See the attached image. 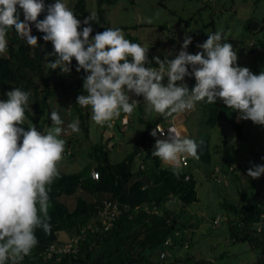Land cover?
I'll use <instances>...</instances> for the list:
<instances>
[{"label":"clouds","instance_id":"clouds-1","mask_svg":"<svg viewBox=\"0 0 264 264\" xmlns=\"http://www.w3.org/2000/svg\"><path fill=\"white\" fill-rule=\"evenodd\" d=\"M89 2V6H94L91 0ZM73 7V0H0V56L7 55V32L14 29L25 40L27 51L43 54L42 68L50 71L59 69L62 76H67L66 84L72 91L76 86L75 80L79 78L80 82L83 76L80 84L87 93L77 97L76 103L81 115L71 104L73 92L63 91L60 95L47 99L44 116L38 119V123H34L25 115V106L30 97L28 91L20 88L0 91V264H29L28 261L34 259V247L38 244L35 230L42 229L46 234L51 232L49 213L52 207L49 208L50 189L47 186L63 172L57 166L64 152L73 157L70 141L66 138L65 142L60 137L78 133L79 126H83L81 116L90 121L87 107H91L92 120L97 125L112 127L122 113L125 114V121L128 117L127 124L132 123L131 115L144 100L151 110L165 118V128L162 123H158L150 132L156 139L152 152L153 157L159 158L156 168H172L174 173L183 169L185 181L193 178L197 182L198 177L202 181L211 180L218 187L230 186V176L223 172L224 167L227 171H232L238 164L245 165L248 162L245 156L256 152L255 145L258 146L259 141H250L249 134L246 133L248 127H244L243 132L248 139L241 140L240 144L246 147L225 143L214 155L221 158L226 150H234L238 154V161L223 166V159H220L219 163L210 162L209 166L201 160L197 144V141L205 140L210 144L209 138L191 137L186 118L197 116L195 112L202 116L200 113L206 111L207 104L220 100L228 107L226 115L230 118L232 115L236 122L243 123L250 119L254 124L264 125V71L253 74L248 67L238 66L237 51L230 43L222 42L220 32L208 35L205 42L197 44L202 51L196 54L187 51L193 38L186 36L175 58L161 60L154 57L153 60L158 65L155 67L151 62L152 51L142 47V43L126 39L122 29L107 28L103 32L92 33L90 22H99L95 13L96 6L94 9L89 7L91 13L85 18L75 15L71 10ZM148 22L151 23V20ZM255 45L252 41V46ZM256 49L260 52L264 50L260 44L256 45ZM194 78L195 85L190 89L187 84ZM61 97L68 99L70 108L76 110L79 116V120L69 123L67 128L60 115L52 108L54 99ZM137 97L142 99L139 101ZM198 102L199 105L196 106ZM47 116L52 123L46 121ZM178 116L182 118L186 134L173 126V120ZM237 116L242 120H236ZM217 119V123L224 121L233 129L222 117ZM205 121L196 123V127L197 124L205 128L216 124L209 125ZM85 130L88 131L87 127ZM236 134L240 137L237 132ZM263 135L258 134L259 139ZM164 137L166 138L163 139ZM236 147L243 152L239 153ZM214 156L212 153V160ZM191 163L193 171L190 170ZM153 166L155 167V163L151 161H142L135 168L148 172ZM93 171L96 170L91 169L90 176ZM262 174L264 165L253 164L247 169V175L253 179L260 178ZM98 177L93 179L91 176L93 180ZM147 185L144 184L141 188L144 189ZM100 205L101 203L96 206L97 210ZM137 206L148 215L170 218L181 212L184 205L177 195L170 193L159 204L151 201ZM145 207L150 211L147 212ZM186 208L191 213L189 206ZM224 214L225 211H222L211 218L210 225L213 229L226 221ZM96 218L97 212L96 216L87 219L79 227L77 234L63 242L48 244L37 257L43 262H49L54 256L56 259L61 258L63 254L47 257L48 248L51 245L70 243L76 238L77 242L83 240L89 230H92L88 225ZM257 230H260L259 224ZM183 247L187 248L188 243ZM210 261L216 264L213 260ZM250 264L261 262L253 258Z\"/></svg>","mask_w":264,"mask_h":264},{"label":"trees","instance_id":"trees-1","mask_svg":"<svg viewBox=\"0 0 264 264\" xmlns=\"http://www.w3.org/2000/svg\"><path fill=\"white\" fill-rule=\"evenodd\" d=\"M73 1L74 7L71 10L75 15L79 14L85 18L91 13L88 8L89 0V3L87 0ZM117 1L94 0L99 22H90L92 33L103 32L107 28L131 29L122 26L111 27L105 20V8ZM127 1L133 4L136 0ZM244 30L261 32L263 42L259 40L264 44V18L261 22L249 19L244 25ZM125 38L141 44L138 38L129 34H126ZM6 39L7 55L0 56V91L8 92L13 88L28 91L30 97L28 105L25 106V115L34 123H38V119L44 116L47 99L60 95L63 91L73 92L71 104L81 115L76 102L78 95L87 94L80 84L83 76L80 82L79 78L75 80L76 86L72 91L66 84L67 76H62L58 72L59 69L50 71L42 68L43 54L27 51L25 40L21 39L14 29L7 32ZM151 51L153 52V49ZM187 85L191 89L195 85V78ZM137 98L139 101L142 99ZM223 105L220 100L207 104L209 115L206 116L205 123L215 124L217 117H222L232 125L242 141L248 139L243 132L246 120L238 123L232 115L231 118L228 117V107L224 105V109ZM137 107L138 119L145 129L131 153L121 161L112 163L107 151L95 144L89 154L90 158L95 160L93 165L89 164L71 174L60 172L59 177L47 186L50 189L49 208L52 207L49 213L51 232L46 234L42 229L35 230L38 244L34 247V259L28 261L29 264H208L205 259L183 253L191 244L193 231L198 228V223L193 221V213H188L186 208L197 202L196 181L193 178L185 181L183 169L174 173L172 168H156L159 158L152 156L156 139L150 132L158 123L165 125V118L159 114L145 118L143 109L139 105ZM49 119L47 116L46 121L52 123ZM197 144L201 160L208 165L210 162L219 163L223 159L221 165L226 166L239 159L234 150H226L220 161L213 162L208 141H197ZM137 154H141L144 160L155 163V167H151L148 172L136 169L133 163ZM93 168L98 171L97 180L90 176ZM248 168V162L245 165L238 164L232 171H227L224 167L223 172L230 176V187L236 193L233 195L228 187L220 186L219 192L224 199L233 196L232 201L224 200L221 203L226 218L223 222L227 223L230 239L246 242L255 253V258L264 264V174L261 175V182L253 179L252 183L244 186L245 181L250 178L247 175ZM144 184L148 185L142 189ZM170 193L177 195L184 205L181 212L173 217L148 215L137 208V205L144 202L155 201L159 204L166 200ZM101 200L110 201L117 206L111 225L96 218V228L89 230L84 239L77 242L75 251L63 254L59 259L54 256L49 262H43L37 257L48 244L63 242L77 234L79 227L87 219L96 216V206L102 204ZM258 224L260 230H257ZM185 243H188L187 248L183 247Z\"/></svg>","mask_w":264,"mask_h":264},{"label":"rangeland","instance_id":"rangeland-1","mask_svg":"<svg viewBox=\"0 0 264 264\" xmlns=\"http://www.w3.org/2000/svg\"><path fill=\"white\" fill-rule=\"evenodd\" d=\"M91 4L94 6L88 4V8L94 9V0H91ZM104 18L111 27H131V29H127L129 32L123 30L124 36L129 34L136 37L141 41L142 47L148 48V50L153 49L151 62L155 67L158 65L153 58L159 57L161 60L175 58L181 50L186 36L193 38L187 51L190 54H196L202 51L197 47V44L205 42L208 35L220 32L222 42L230 43L237 51L238 66L248 67L253 74L264 71V50L260 52L256 49L257 44L264 48V44L259 40H262V33L244 30V25L249 19L262 21L264 0H136L133 4L127 0H118L112 6L105 8ZM149 20L151 23L148 22ZM252 41L256 43L255 46H252ZM164 82H167V77L164 78ZM69 103L68 99L64 97L54 99L52 102L53 111L60 115L65 128L69 123L79 118L76 110L71 109ZM198 105L199 102L196 106ZM140 107L145 113V118L158 115L144 100ZM87 108L90 121L89 119L86 121L85 117L81 116L83 126H79L80 131L60 137L65 139V142H67L66 138L70 141L72 149L70 151L74 157H70L64 152L63 158L57 166L60 171L75 173L92 164L95 160L90 158L89 153L95 144L102 146L107 151L110 162L117 163L133 151L145 129L138 119V107L131 115L132 123L127 124L128 117L125 121V114L122 113L121 117L114 121L112 127L97 125L92 120L91 107ZM207 109L208 107L205 109L207 112L200 113L202 116L195 112L197 116L192 115L186 118V126L191 137H208L213 156L217 150L224 147L225 143L245 146L240 144L241 138L224 121H220L212 127L205 128L200 124H197L198 127H196V123H202L205 120L209 113ZM236 120L242 119L237 116ZM85 127L88 131L85 130ZM162 127L165 128V125ZM247 127L248 132L246 133L249 134V140L259 141L258 146L255 145L256 152L253 151L245 156L249 168L259 162L264 165V135L261 139L258 137V134H264V125L254 124L249 119L245 123V128L247 129ZM198 132L199 134H197ZM236 149L239 153L243 152L239 147ZM142 159L143 157L136 156L133 165L138 168L142 161L147 163ZM218 160L220 157L216 155L212 161ZM193 169L194 166L191 163L190 170L193 171ZM196 180L198 201L189 205V209L193 213V221L198 223V228L193 231L191 244L183 253L203 258L210 263H212L210 260H213L216 264H250L251 259L255 258V253L250 250L246 242H234L230 239L226 222L222 221L221 225L215 229L210 225L211 218L224 211L221 203L224 200L232 201L233 196L224 199L219 192L220 187L213 181H202L198 177ZM252 180L251 177L247 179L244 186L252 183ZM261 180L260 176L258 182ZM228 188L233 195L236 193L230 186Z\"/></svg>","mask_w":264,"mask_h":264},{"label":"built area","instance_id":"built-area-1","mask_svg":"<svg viewBox=\"0 0 264 264\" xmlns=\"http://www.w3.org/2000/svg\"><path fill=\"white\" fill-rule=\"evenodd\" d=\"M183 163H185V159H183ZM91 176L93 179H96L98 177V173L96 171H93L91 173ZM137 208L141 209L139 206H137ZM154 211H156V207L154 206ZM145 210L147 212L150 211L149 208L145 207ZM117 212V206L116 204H112L110 201H103L102 204L98 207L97 210V216L98 218H100L103 222L108 223L109 225H111V223L114 221V216ZM88 228H96V222L95 220H92V222L88 225ZM77 240L73 239L72 242L67 243V244H62L59 246H55V245H51L46 253L47 257H51L52 254H66L72 251H75V248L77 246ZM165 253H163V255H165Z\"/></svg>","mask_w":264,"mask_h":264},{"label":"crops","instance_id":"crops-1","mask_svg":"<svg viewBox=\"0 0 264 264\" xmlns=\"http://www.w3.org/2000/svg\"><path fill=\"white\" fill-rule=\"evenodd\" d=\"M173 126L178 127V129L182 130L184 132V134H186V129L184 128L183 124H182V118L180 116H178L175 120H173ZM166 137H164L163 139H165Z\"/></svg>","mask_w":264,"mask_h":264}]
</instances>
